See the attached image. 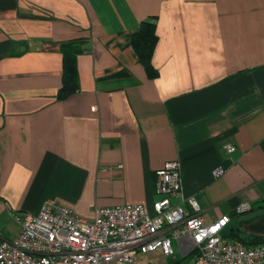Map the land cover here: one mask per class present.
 <instances>
[{
    "label": "crops",
    "instance_id": "obj_1",
    "mask_svg": "<svg viewBox=\"0 0 264 264\" xmlns=\"http://www.w3.org/2000/svg\"><path fill=\"white\" fill-rule=\"evenodd\" d=\"M145 21L154 76L133 45ZM71 43L78 87L62 96ZM171 160L206 221L230 217L224 240L264 241V0H0V242L18 236L14 214L53 203L88 220L153 212ZM173 249L145 254L194 264Z\"/></svg>",
    "mask_w": 264,
    "mask_h": 264
},
{
    "label": "built area",
    "instance_id": "obj_2",
    "mask_svg": "<svg viewBox=\"0 0 264 264\" xmlns=\"http://www.w3.org/2000/svg\"><path fill=\"white\" fill-rule=\"evenodd\" d=\"M236 147L227 145L228 153ZM223 167L213 174L221 177ZM181 162L167 161L156 171L158 199L153 212L143 204L127 203L98 207L88 220L56 203L44 205L34 214H14L20 232L0 242V264H130L140 253L161 250L172 255L178 243L183 256L194 264H264V244L244 245L224 240L230 221L223 215L208 222L193 198L182 193ZM178 198L181 202H174ZM187 200L195 210L184 206ZM250 203L236 208L248 210Z\"/></svg>",
    "mask_w": 264,
    "mask_h": 264
},
{
    "label": "trees",
    "instance_id": "obj_3",
    "mask_svg": "<svg viewBox=\"0 0 264 264\" xmlns=\"http://www.w3.org/2000/svg\"><path fill=\"white\" fill-rule=\"evenodd\" d=\"M156 24L153 21H145L141 25L139 32L133 36V45L137 50L139 60L145 66L149 76H154L157 71L152 64V55L157 42ZM72 44V43H71ZM82 51V46L78 44L64 47V78L63 86L59 94L67 96L78 87L77 68L75 64L76 56ZM264 244V241L253 245Z\"/></svg>",
    "mask_w": 264,
    "mask_h": 264
},
{
    "label": "rangeland",
    "instance_id": "obj_4",
    "mask_svg": "<svg viewBox=\"0 0 264 264\" xmlns=\"http://www.w3.org/2000/svg\"><path fill=\"white\" fill-rule=\"evenodd\" d=\"M159 254V253H157ZM155 255V254H154ZM151 262V255L149 254H138L136 259L130 264H149Z\"/></svg>",
    "mask_w": 264,
    "mask_h": 264
}]
</instances>
